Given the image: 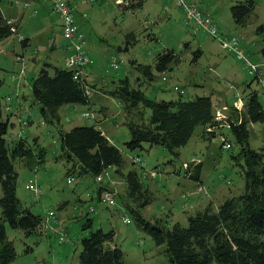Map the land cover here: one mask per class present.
Here are the masks:
<instances>
[{
    "label": "rangeland",
    "instance_id": "rangeland-1",
    "mask_svg": "<svg viewBox=\"0 0 264 264\" xmlns=\"http://www.w3.org/2000/svg\"><path fill=\"white\" fill-rule=\"evenodd\" d=\"M14 1L9 5L0 2V18L5 22L13 20V25L19 28L17 34L0 40V79L3 81L0 87V122L11 114L13 127L9 128V133L12 140L20 133L29 144L34 137L39 139L38 144L45 150L46 162L36 171H30L24 162H15L18 174L16 196L21 205L35 215L54 212L58 226L55 231L47 232V237L25 238L20 231L12 230L5 224L7 240L12 242L16 252L11 264H78L81 239L97 229L114 232L115 243L124 252L126 264H166L159 248L146 234L135 228L132 216L125 211L119 198L114 201L115 206H106L97 199L100 185L92 178L67 177L68 165L61 154L57 131L44 121L38 105L33 103L29 94L31 80L42 63L49 60L54 65L66 68L64 58L71 54L70 50H66L69 43L62 37L60 17L52 11L50 2L30 0L31 4L24 8L15 7ZM63 1L72 8L75 26L85 39V52H88L91 61L86 71L89 76L93 75L88 80L94 88L105 84L106 88L108 81L117 83L124 78L137 87L136 80L140 75L131 67L132 62L150 65L156 55L166 49L173 50L179 62L171 65V71L159 76L152 87L141 86L148 97L167 101L177 99L179 94L185 100L209 95L213 101L216 98L226 100L228 106L235 108L237 99L243 95L244 85L251 83L257 89L259 101L264 107L262 84L253 81L242 62L224 51L218 40L188 20L173 0H145L143 8L135 12L125 9L128 2L124 0ZM184 1L202 15L210 16L220 39L236 37L251 63L264 64V40L254 33L257 27L264 24V0H255L253 15L246 28L236 27L231 17L230 8L239 0ZM129 35H133V39H128ZM18 37L30 39L26 50L21 47ZM125 47L127 50H124ZM197 50L202 52V57L197 64H193ZM17 55L23 57L27 68L22 76L12 81V74L18 72L19 68L15 62ZM113 58L118 66L115 70L109 66ZM9 95L14 97L11 112H7L3 106V98ZM17 95L18 99L15 98ZM22 96L26 98L23 102ZM102 107L107 108V113L100 112ZM222 107L226 106L218 105L216 110ZM83 113L97 118H85ZM219 113L226 117L230 109L226 107L225 111ZM58 115V125L66 131L76 126H97V119L100 118L101 123L104 122L102 129L122 153L125 172L134 168L130 165V157L139 158L145 171L139 165H135V169L153 195L152 204L142 211L145 217L162 219L169 216L170 223L186 226L187 217L197 210L211 203L216 207L244 191L243 163L234 158L239 147L226 128L221 130V136L206 142L199 137L201 129H197L189 143L179 150L178 164L169 166L166 161L171 157L160 148L142 152H130L124 148L123 144L128 139L124 112L121 103L114 98L95 95L89 107L64 106ZM147 115H150L149 111ZM132 119L133 115L130 116ZM21 122H27V126L20 125ZM263 128L264 125L260 123L249 125L252 149H257L264 142ZM223 138L231 144V149L221 147ZM192 161L202 162L200 183L185 178L184 163ZM174 170L179 174H173ZM102 177L104 184L113 178L111 186L116 187V196L124 194L122 180L116 178L111 170H107ZM70 179L72 182L67 183ZM28 185L35 188L36 196L26 190ZM91 208H94V213H90ZM88 218L93 221L92 228L83 230ZM123 218H128L130 224H123ZM60 229L65 231L62 244H59ZM27 248L32 251L26 253Z\"/></svg>",
    "mask_w": 264,
    "mask_h": 264
},
{
    "label": "trees",
    "instance_id": "trees-1",
    "mask_svg": "<svg viewBox=\"0 0 264 264\" xmlns=\"http://www.w3.org/2000/svg\"><path fill=\"white\" fill-rule=\"evenodd\" d=\"M125 1L128 2L125 9L135 12L143 8L145 0ZM255 5V0H239L231 6L230 13L236 27L248 26ZM177 7L183 13L178 5ZM18 29L17 25H7L0 18V40L17 34ZM254 33L264 40V24L257 27ZM133 37L129 35L128 39ZM19 42L24 50L30 45L29 38H22ZM194 54L192 62L197 64L202 52L197 50ZM178 58L173 50L165 49L156 55L150 65L132 62L131 67L140 75L136 80L137 87H133L128 78H124L117 83L108 81L106 88V84L94 88L85 78L74 79V72L69 68H62L47 60L32 78L29 95L33 103L38 105L44 121L57 131L61 154L68 165L67 177H90L96 182L97 177L111 170L116 178L122 180L124 194L116 196V187L111 186L114 180L109 178L106 184L105 180L99 184L97 199L102 203L101 193L104 191L114 200L119 198L125 211L132 216L135 228L146 234L159 248L166 264H264V142L257 149H252L249 144V125H264V107L259 101L257 89L251 83H246L241 96L242 109L238 111L229 106L230 113L220 118L216 115L217 104L209 95L185 100L179 94L177 99L167 101L148 97L141 86L152 87L159 76L172 70L170 67L179 62ZM113 61L117 65L115 58L111 63ZM111 63L110 69L115 70ZM253 81L261 83L257 78H253ZM2 84L0 79V87ZM95 95L111 97L121 103L128 134L123 145L127 151L142 152L160 148L170 155L171 159L166 161L169 166L178 164L179 150L189 143L197 129H201L199 137L206 142L221 136V130L226 128L239 147L234 158L243 163L244 191L216 207L211 203L197 210L187 217L186 226L177 222L170 223L169 216L162 219L145 217L142 211L152 204L153 195L135 169V165H139L144 170L142 162L134 164L136 156H133L134 168L125 172L121 151L107 138L98 123L97 126H76L69 131L58 125V112L62 107H89ZM15 98L18 99L19 96ZM21 98L22 101L26 99L25 96ZM12 101L14 97H11ZM131 115L134 116L132 120ZM11 116L7 114L6 120L0 122V264H11L16 258L13 244L6 237L5 224L12 230L20 231L25 238L47 237V232L55 231L58 226L54 212L53 217L48 216L50 212L43 216L35 215L24 208L16 196L18 174L15 162H24L30 171H36L46 160L45 150L38 144L37 137L31 140V144L22 133L12 140L9 133V128L13 127V123H10ZM90 116L97 118L91 114ZM25 123L24 126H27V122ZM184 164L185 178L200 183L202 162ZM172 173L178 175L179 171L174 170ZM92 225V219L88 218L83 230L91 229ZM59 232V244H62L65 231L60 229ZM114 238L112 230L90 231L80 241L78 264H126L124 252ZM31 251V248H27L26 253Z\"/></svg>",
    "mask_w": 264,
    "mask_h": 264
},
{
    "label": "built area",
    "instance_id": "built-area-1",
    "mask_svg": "<svg viewBox=\"0 0 264 264\" xmlns=\"http://www.w3.org/2000/svg\"><path fill=\"white\" fill-rule=\"evenodd\" d=\"M1 1V0H0ZM176 4L182 9L184 15L186 18L190 21H193L199 28L204 30V33L207 34L210 37H213L214 39L218 40L220 47L227 51L228 53H231L234 55V57L241 61L242 64L245 66V69L247 71V74L252 78H257L261 81L262 86L264 87V80L262 77L264 76V64L258 65L251 63L243 53L242 49L240 48L239 42L236 41V37H226L220 39L217 30L215 26L212 25L210 21V16L207 14L202 15L199 13V10H196L192 5H188L184 0H174ZM44 2H50L52 11L55 12L57 15H59L61 20V34L65 41L69 43V46L66 50H70L71 54L68 58H65V66L69 68L71 71L74 72V79L77 78H85L88 80L89 76L86 75V68L88 65L91 64V61L89 60L87 53L85 52V39L83 35L78 31L77 27L75 26L74 20L72 18V8L69 6V4L65 3L63 0H44ZM186 3V4H185ZM20 4V1L15 0L13 5ZM24 8L29 6V1L24 0L23 3H21ZM192 10L193 12H190ZM197 13V14H196ZM200 14V16L198 15ZM13 20H6V24L12 26ZM18 40L21 41L22 38L18 37ZM16 64L19 66L18 72L12 74L11 80L14 81L20 76L23 75L25 72L27 65L24 63L23 57L21 55H17L15 58ZM111 67L114 69H117V65L114 63V61L111 63ZM3 106L6 109L7 112L12 111L11 107V97L6 96L3 98ZM235 108L240 111L243 107V103L241 99H237L236 103L234 104ZM217 117H222L219 111L216 112ZM83 117L85 118H91L90 114L83 113ZM20 125H26L25 122L20 123ZM223 141L222 148L225 150L231 149V144L226 142V140ZM134 164H139L140 160L138 157H135L133 159ZM103 181V177H97L96 183L101 184ZM72 180H67V183H71ZM26 190L32 191L34 196L37 195V191L32 185L26 186ZM101 201L103 204H106L107 206H114V199L108 194L107 192L101 193ZM95 210L94 208L90 209V213H93ZM50 217L54 216V213L50 212ZM123 224L129 225L130 221L127 218L122 219Z\"/></svg>",
    "mask_w": 264,
    "mask_h": 264
},
{
    "label": "crops",
    "instance_id": "crops-1",
    "mask_svg": "<svg viewBox=\"0 0 264 264\" xmlns=\"http://www.w3.org/2000/svg\"><path fill=\"white\" fill-rule=\"evenodd\" d=\"M14 0H1L0 2H2V3H5V4H10V3H12ZM18 1H20V4H18V5H14L15 7H18V6H22L23 7V5L21 4V3H23L24 2V0H18ZM26 1H29V5L31 4V1L30 0H26ZM39 2V1H38ZM45 3V2H44ZM41 4H43V3H41ZM43 5H45V4H43ZM88 53V52H87ZM51 54V53H50ZM88 56V55H87ZM49 56H47V58H48ZM88 58H89V56H88ZM51 59V58H50ZM65 59V58H64ZM51 63H53V62H51ZM54 64V63H53ZM34 66H37L36 64L34 65ZM87 70V69H86ZM87 72L88 71H86V75H88L87 74ZM89 76V75H88ZM90 77H93V75H90ZM221 101H222V104H224L226 107H229L228 105H227V103H226V100H222V99H218V98H216V100L214 101L215 102V104H217V106L218 105H222L221 104ZM23 102V101H22ZM19 104H21V101L19 100ZM226 107H222L221 109H218V111H225L226 110ZM102 110H103V112L104 113H107L106 111H107V108L106 107H102ZM103 112H101V113H103ZM105 118H107V116L106 117H104V119L103 120H105ZM100 122V123H99ZM102 122V120L99 118V119H97V123H98V125H99V127L102 129V124L104 123H101ZM103 130V129H102ZM105 132V131H104ZM107 132V131H106ZM105 134H107V133H105ZM107 136V135H106ZM107 138L109 139V137L107 136ZM132 158H134L133 156H131L130 157V165H131V167L133 166V164H132ZM215 207V206H214ZM170 221H171V219H170Z\"/></svg>",
    "mask_w": 264,
    "mask_h": 264
}]
</instances>
